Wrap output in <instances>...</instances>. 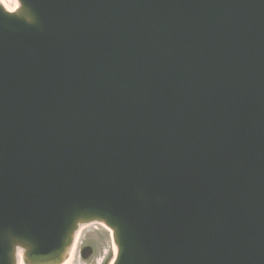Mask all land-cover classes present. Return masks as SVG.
I'll return each instance as SVG.
<instances>
[{
  "label": "water",
  "instance_id": "95a60500",
  "mask_svg": "<svg viewBox=\"0 0 264 264\" xmlns=\"http://www.w3.org/2000/svg\"><path fill=\"white\" fill-rule=\"evenodd\" d=\"M59 1L65 10L66 0ZM240 1L262 7L260 1ZM154 13L140 8L138 18ZM36 25L26 26L24 16L8 15L0 8V250L5 242L33 235L34 250L27 256L34 262L57 264L71 241L78 213H83L86 220L115 227L121 249L118 264H264V77L243 75L246 62L231 66V58L224 56L218 69L225 76L204 73L221 87L219 92L208 79L191 77L189 90L178 88L187 95L183 98L142 68L140 76L147 88L134 105L141 111L133 114L130 105L118 113L127 116L128 132L145 137L161 156V162L147 161L153 171L141 184L134 171L122 178L111 170L105 148L91 137L103 127L88 126L86 118L84 97L91 87L81 81L79 71L87 53L73 41L61 40L67 50L52 56ZM83 28L101 41L100 28L88 22ZM167 55L168 50L160 52L159 63ZM233 55L253 64L264 61V49L251 44L241 55ZM179 75V70L171 74L173 85L180 84ZM188 99L199 108L192 110ZM207 103L215 115L204 108ZM175 111L179 121L173 117ZM35 149L46 150L53 160L49 171L40 173V181L49 185L42 195L29 194V187L18 188L9 181L18 172L16 162ZM150 178L153 189L148 190ZM168 183L177 205L166 208L161 199V213L155 210L159 205L152 193L164 198ZM28 208H47L36 232L24 221ZM210 221L221 227L212 246L206 239L213 231L207 225ZM182 234L195 243L178 253L175 245ZM157 245L162 254L154 248ZM201 247L208 248L201 262L187 256ZM40 253H46V260Z\"/></svg>",
  "mask_w": 264,
  "mask_h": 264
},
{
  "label": "rangeland",
  "instance_id": "374dc122",
  "mask_svg": "<svg viewBox=\"0 0 264 264\" xmlns=\"http://www.w3.org/2000/svg\"><path fill=\"white\" fill-rule=\"evenodd\" d=\"M9 9H15L17 4L14 0H2ZM77 247L73 250L74 253L69 264H104L112 256V243L109 233L99 225L86 227L79 235ZM83 245L95 247V254L89 260L84 262L80 256V248Z\"/></svg>",
  "mask_w": 264,
  "mask_h": 264
},
{
  "label": "bare ground",
  "instance_id": "6f19581e",
  "mask_svg": "<svg viewBox=\"0 0 264 264\" xmlns=\"http://www.w3.org/2000/svg\"><path fill=\"white\" fill-rule=\"evenodd\" d=\"M242 103V102H241ZM206 177H203V180L205 179ZM21 263V262H20ZM69 264H72V261L69 263Z\"/></svg>",
  "mask_w": 264,
  "mask_h": 264
}]
</instances>
